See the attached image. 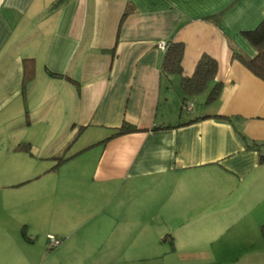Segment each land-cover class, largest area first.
<instances>
[{
  "label": "crops",
  "instance_id": "0c3cea01",
  "mask_svg": "<svg viewBox=\"0 0 264 264\" xmlns=\"http://www.w3.org/2000/svg\"><path fill=\"white\" fill-rule=\"evenodd\" d=\"M56 1L0 0V228L23 206L11 169L26 158L52 170L81 136L61 164L73 161V192L91 189L94 223L54 264H264V80L233 54L254 56L243 32L264 0ZM161 41L183 44L181 74L162 71ZM203 54L216 73L186 101L215 83L220 95L187 112L181 77ZM123 122L141 130L101 142Z\"/></svg>",
  "mask_w": 264,
  "mask_h": 264
},
{
  "label": "rangeland",
  "instance_id": "374dc122",
  "mask_svg": "<svg viewBox=\"0 0 264 264\" xmlns=\"http://www.w3.org/2000/svg\"><path fill=\"white\" fill-rule=\"evenodd\" d=\"M205 98L206 92L199 94L191 103L203 112L202 102ZM182 110L183 116H186L185 108ZM41 138V135L38 136V140ZM81 138L79 136L73 141L80 143ZM27 151L29 158L33 152ZM42 156L43 152L36 155L35 159ZM56 162V159L51 161V170L48 166H37L22 158V162L11 169L9 182L25 183L21 191L24 199L18 203L23 206L8 211V216L12 217L13 221L7 224L2 220V225H6L5 228H0L2 259L8 256L13 260L18 259L17 264H54L56 248L88 242L89 236H84L80 229L90 228L94 223L91 219V189L87 185L86 188L83 187L86 194L77 195L73 192V185L77 183L73 161L55 167ZM87 182L89 181L85 183ZM54 183L64 184L57 194L53 192ZM80 196L84 201L79 206L77 199ZM50 235L54 237L55 242L51 241Z\"/></svg>",
  "mask_w": 264,
  "mask_h": 264
},
{
  "label": "trees",
  "instance_id": "16d2710c",
  "mask_svg": "<svg viewBox=\"0 0 264 264\" xmlns=\"http://www.w3.org/2000/svg\"><path fill=\"white\" fill-rule=\"evenodd\" d=\"M61 2L62 0H57L56 2L53 3V7H57ZM243 36L253 46L256 52L254 56H249L242 51H235L233 52L234 57L237 60H239L245 67H247L255 76L264 80V19H262L254 29L244 31ZM165 45L166 48L164 50L165 52L161 63L162 71L166 74H171V73L181 74L182 73L181 61L184 53L183 44L181 42L170 41L167 43L165 42ZM32 69H33L32 61L24 59L23 70H24L25 78H30L33 76ZM216 70H217L216 60L210 57L209 55L203 54L198 60L192 76L181 77V89L184 95L183 98L184 106L188 104V102L186 101L188 97L201 93L206 88L207 83L213 79ZM220 91H221V84L215 83L211 92L206 98L205 104H210L216 101L220 95ZM204 117H206V115ZM220 118L230 119V117H225V116ZM197 119L199 118H196L195 120ZM162 128L165 127L154 126L151 128V130L155 131V130H160ZM140 130L141 129H138L135 125H132L127 122H123L117 129L114 130V132L109 137L103 139L101 142L105 143L111 138H114L116 136L138 132ZM73 142L69 141L67 146L63 149V151H61V154L54 157L57 160L55 167H57L65 160L79 153L78 151L69 154V148ZM26 146L28 145L26 144ZM255 148L258 150V161L261 163L264 162V150H261L264 149V143L255 144ZM260 233L261 236L264 237V223H262L260 226Z\"/></svg>",
  "mask_w": 264,
  "mask_h": 264
},
{
  "label": "built area",
  "instance_id": "2783aa9c",
  "mask_svg": "<svg viewBox=\"0 0 264 264\" xmlns=\"http://www.w3.org/2000/svg\"><path fill=\"white\" fill-rule=\"evenodd\" d=\"M158 46L161 49H163V50H165V48H166V45H165L164 41L159 42ZM185 107H186L187 111H191L192 110V104L191 103H188ZM49 237H50L52 242H55V239H54V237L52 235H50Z\"/></svg>",
  "mask_w": 264,
  "mask_h": 264
},
{
  "label": "bare ground",
  "instance_id": "6f19581e",
  "mask_svg": "<svg viewBox=\"0 0 264 264\" xmlns=\"http://www.w3.org/2000/svg\"><path fill=\"white\" fill-rule=\"evenodd\" d=\"M192 111V110H191ZM191 111H189V112H191Z\"/></svg>",
  "mask_w": 264,
  "mask_h": 264
}]
</instances>
